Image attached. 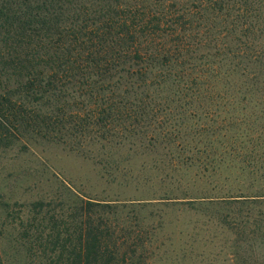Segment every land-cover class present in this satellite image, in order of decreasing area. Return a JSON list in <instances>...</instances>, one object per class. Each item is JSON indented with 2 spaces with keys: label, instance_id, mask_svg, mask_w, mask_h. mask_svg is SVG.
Returning a JSON list of instances; mask_svg holds the SVG:
<instances>
[{
  "label": "rangeland",
  "instance_id": "374dc122",
  "mask_svg": "<svg viewBox=\"0 0 264 264\" xmlns=\"http://www.w3.org/2000/svg\"><path fill=\"white\" fill-rule=\"evenodd\" d=\"M107 1L61 0L60 7L88 5V16L80 11L77 15L78 10H71L70 15L58 17L63 18L62 24L69 23L71 28L76 29L69 32L71 37L109 35L111 33L104 32L101 27L96 28L97 24L103 23V18H109V21L122 19L124 13L112 12ZM123 1L131 3L130 6L137 13H143L140 15L147 20L149 13L157 9L155 6L161 2ZM181 1L190 2L192 11H198V7L209 4L208 0ZM229 5L231 14L226 16V22L230 21L232 25L234 23L233 35H264V29L252 32L245 28L250 22L260 23L264 28V0H229ZM125 6L117 9L121 10ZM50 7L52 15L55 9L53 5ZM173 7L168 9L167 18L163 20L166 27H169L170 20H176L178 16V7ZM85 21L87 24L81 26ZM241 28L245 31L240 30ZM148 29L152 32V27ZM50 36L57 37L58 34L51 33ZM90 74L92 73L87 71L74 74L71 70H63L57 74L58 79L54 81V85L64 87L67 92V96L57 102L61 107L51 117L52 125L55 122L57 127L51 133L59 138L13 129L14 132H8V140L0 141V261L4 264H49L51 256L54 260L53 257L62 249L58 245L53 250V255L50 254L53 234L64 223H70V228L74 227L75 222H70L69 206L83 197L118 206L117 216L123 219L126 216L128 223L134 228L149 227L147 235L155 250L150 257L151 264H264V221L258 231L253 230L254 223L245 226L242 234L247 237L254 235L252 247L245 245L246 241L240 239L237 240L241 241L237 245L234 232L239 227L228 228L232 221H238L234 212L230 211L224 218L216 211L211 213L192 208L188 199L193 195L246 193L244 187L248 188L249 183L255 184L251 187L264 183V174L249 173L245 169L251 167L240 165L239 154L231 160L230 155L220 151L226 147V150L233 149L234 146L217 145V152L208 157L213 160L208 165H203L204 162L199 163L200 165L191 162L193 155L207 158L206 152L188 149V145L204 147V144L197 143L196 137L202 132L196 130L194 141L191 140L194 126L201 123L214 122L215 125L218 124L220 133L226 135L233 132L234 136L258 135L263 140L264 100L166 104L131 97L125 99L126 106H117L111 115L102 117L104 125L101 133L114 135L95 140L90 135L99 132V127L92 130L88 126V134L85 138H80L78 136L82 130L78 129L77 113L89 109L99 110L107 106L108 102L121 99L119 92L116 93L117 83L112 80L116 76L109 80L102 73L92 74L93 76H89ZM93 77L98 78L96 84L99 88L96 89L100 92L97 95L108 96L112 88L115 89L116 92H112L115 94L99 100L95 99L98 96L96 90H93L95 96H88L86 91L91 87L90 83L93 81L90 79ZM24 81L25 79H16L14 75L6 76L4 85L10 90H23L28 85ZM20 96L19 94L18 97ZM28 105L35 106L34 101ZM140 109L146 112L139 113ZM73 113L75 117L66 121V128H61L64 120ZM183 124L193 126V129L188 127L189 132L180 134L188 144L176 139L171 146L167 144L166 135H155L159 129H163L164 133L172 125L182 127ZM139 129L143 131L140 132ZM210 131L212 130L207 132L211 135L217 133ZM209 134L203 133L199 138ZM235 147L236 150L247 149L254 152L260 144L252 141L238 143ZM238 205L245 209L251 208L254 216L257 213L259 218H264V203L256 204L244 199ZM236 208L237 206L233 209ZM48 233H51L50 236ZM255 234H263V238L257 239L259 235L255 237ZM64 257L66 258V254Z\"/></svg>",
  "mask_w": 264,
  "mask_h": 264
},
{
  "label": "trees",
  "instance_id": "16d2710c",
  "mask_svg": "<svg viewBox=\"0 0 264 264\" xmlns=\"http://www.w3.org/2000/svg\"><path fill=\"white\" fill-rule=\"evenodd\" d=\"M59 1L61 0H0V141L8 140V132L13 129L56 137L51 133L57 129L55 122L52 125L51 117L61 107L57 102L67 96V92L64 87L54 85V81L58 79L57 74L63 70H71L74 74L81 71L102 73L109 80L116 76L112 80L117 83L118 91L112 88L111 93L104 97L97 95L100 92L96 89L99 88L96 84L98 78L90 79L93 82L86 91L88 96H95L93 90H96L98 97L95 99L101 100L115 94L112 92H119L121 99L108 102L107 106L99 110L89 109L77 113L78 129L82 130L78 136L80 138H85L88 134V126L92 130L99 127V132L90 135L94 136L95 140L100 137L107 139L114 135L101 133L104 125L102 117L111 115L117 106H126L125 99L131 97L166 104L264 100V35H233L234 23L232 25L230 21L226 22V16L231 14L229 0H208L209 4L198 7V11H192L190 2L166 0V3L161 0L157 3L158 6H155L157 9L149 13L148 20L140 15L143 13H137L128 1L108 0L107 6L112 12L124 13L122 19L109 21V18H103V23L97 24L96 28L101 27L104 32L111 34L72 37L69 32L76 29L71 28L69 23L62 24L63 18L60 19L58 15L66 17L70 15L71 10H78L77 15L80 11L88 16V5L60 7ZM51 5L55 9L52 15ZM121 6L125 7L117 9ZM173 6L178 7V16L176 20H170L169 27H166L163 20H166L168 9ZM84 23L87 24L85 21L81 26ZM148 27H152V32L148 31ZM245 28L252 32L264 29L260 23L251 22ZM240 30L245 31L244 28ZM51 33L58 36H50ZM92 74L89 76H93ZM13 75L16 79H25L24 82L28 83L27 89L14 91L6 88L4 79ZM32 101L35 106L28 105ZM145 112L140 109L139 113ZM72 116L75 117V114L64 120V126L61 128H66V121H70ZM135 120L138 121L136 118ZM183 125H172L164 133L163 129L158 128L155 135H166L167 144L171 146L176 139L188 144L180 134L189 132L188 127L193 129V126ZM217 125L210 122L194 126V136L191 140L194 141L196 130L202 132L196 137L197 143L204 144V147L188 145V149L206 152L207 158L193 155L191 162H204L203 165H208V162L213 161L211 157L208 158L209 155L218 150L216 146L229 144L231 148L234 146L233 149L226 150V147L220 150L223 154L230 155L231 160L239 154L240 165L253 168H246L247 172L264 174V139L258 135L234 136V132L226 135L220 133ZM208 130L217 133L211 135ZM203 133L209 136L199 138ZM156 140L157 138L154 139ZM252 141L260 144L256 151L236 150V144ZM241 168L243 169L242 166ZM249 184L248 188L244 187L246 193L193 195L188 199L192 208L211 213L216 211L224 218L230 211L234 212L238 221H232L228 228L235 229L238 226L239 230L235 229L234 232L236 242L240 239L246 241L245 245L252 247L254 235L247 237L242 233L250 223H254L253 230L258 231L264 218H259L257 213L254 216L251 208L245 209L238 204L244 202V199L251 203H264V183L257 184V187H251L255 184ZM234 205L237 206L236 209H233L236 207ZM69 207L70 222H75L74 227L70 228V223H64L63 227L53 234L50 254L53 255V250L57 249L58 245H61L62 249L53 257L54 260L51 256L49 264L152 263L150 257L155 250L151 238L147 235L149 227L137 229L130 226L126 216L124 219L117 216L118 206L98 199L81 197ZM50 234L48 233V236ZM256 235L259 234H255V237ZM262 235L257 239L263 238ZM241 241L237 242V245ZM64 254L66 258H63ZM0 264L4 263L0 261Z\"/></svg>",
  "mask_w": 264,
  "mask_h": 264
}]
</instances>
